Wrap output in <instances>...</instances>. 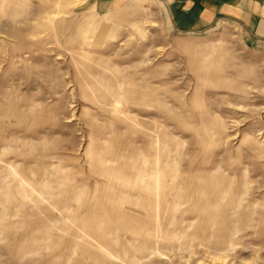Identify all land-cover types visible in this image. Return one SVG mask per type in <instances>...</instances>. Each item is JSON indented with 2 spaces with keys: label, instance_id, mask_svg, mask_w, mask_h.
I'll return each instance as SVG.
<instances>
[{
  "label": "rangeland",
  "instance_id": "obj_1",
  "mask_svg": "<svg viewBox=\"0 0 264 264\" xmlns=\"http://www.w3.org/2000/svg\"><path fill=\"white\" fill-rule=\"evenodd\" d=\"M0 264H264V52L159 0H0Z\"/></svg>",
  "mask_w": 264,
  "mask_h": 264
},
{
  "label": "crops",
  "instance_id": "obj_2",
  "mask_svg": "<svg viewBox=\"0 0 264 264\" xmlns=\"http://www.w3.org/2000/svg\"><path fill=\"white\" fill-rule=\"evenodd\" d=\"M159 1L165 5L171 26L180 33H204L231 23L239 28L249 49L264 52V0Z\"/></svg>",
  "mask_w": 264,
  "mask_h": 264
},
{
  "label": "bare ground",
  "instance_id": "obj_3",
  "mask_svg": "<svg viewBox=\"0 0 264 264\" xmlns=\"http://www.w3.org/2000/svg\"><path fill=\"white\" fill-rule=\"evenodd\" d=\"M6 3H7V4H11L10 2H6ZM217 52H218V50H215V51H214V54H217ZM207 59H209V58H207ZM37 253H38L37 251L34 252V254H37ZM227 258H228L227 256L221 254V255H219L218 257L214 258V260H217V261H218V260H219V261H220V260H222V261L224 260V261H225ZM225 262H226V261H225Z\"/></svg>",
  "mask_w": 264,
  "mask_h": 264
}]
</instances>
